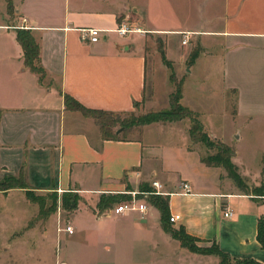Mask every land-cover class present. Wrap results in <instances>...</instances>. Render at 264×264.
<instances>
[{
	"label": "crops",
	"instance_id": "crops-1",
	"mask_svg": "<svg viewBox=\"0 0 264 264\" xmlns=\"http://www.w3.org/2000/svg\"><path fill=\"white\" fill-rule=\"evenodd\" d=\"M11 2L14 22L7 21L6 2L0 18V178L21 172L27 186L38 193L56 190L59 197L63 191L74 190L80 195L78 206L69 211L70 224H66L71 225L72 232L64 229L60 211L65 209L58 199L56 209L43 220L34 219L39 206L31 205L33 214L13 235L21 236L29 245V240L34 239L37 245V239L43 240L50 233L55 241L60 238L59 246L64 251L55 253L54 264H119L104 249L111 248L110 242L115 241L116 225L130 224L136 239L140 233L150 238L155 228L169 240H176L181 252H187L190 258L204 256L209 264H218V255L190 251L166 232L159 209L148 200L143 214L131 211L116 215L110 211L111 206L98 205L101 194L140 190L142 183L149 180L151 185L156 179L168 196L170 215L179 214L173 224L183 225L198 240L216 242L232 261L251 258L264 263V247L257 239L258 219L264 216V191L249 192L221 179L222 167L205 163L189 146L190 126L185 129L184 117L144 124L136 137L102 138L94 119L67 107L63 97L68 93L85 106L105 110H137L145 98L148 79L147 36L160 35L167 41L168 35L189 32L201 47L199 56L208 54V59L212 56L211 60L219 62L224 89L237 91V111L243 108L248 120L253 114L264 113V0H205L203 7L191 12L189 23L171 27L152 22V0ZM121 24L131 30L119 34L116 29ZM91 27L101 29L96 42L82 39L83 30ZM19 28L29 29L39 45L40 65L45 71L42 79L24 63L16 38ZM189 65L188 75L195 62ZM155 124L181 125L186 142L168 146L143 140V132ZM235 156L234 149L231 159L237 165ZM262 157L264 147L257 152L255 170L242 171L238 165L241 177L255 185L264 184ZM182 159H188L197 172H211L213 186L189 183L190 190L183 193L180 183L187 180L178 179L186 163L179 162ZM13 194L28 199L21 187L0 190L4 197ZM226 208L232 210L231 217L224 215ZM8 210H14L12 204H0L1 212ZM80 214L85 218L82 222L78 221ZM79 232L77 252L65 249ZM39 256L34 264H53L51 257L41 260Z\"/></svg>",
	"mask_w": 264,
	"mask_h": 264
},
{
	"label": "rangeland",
	"instance_id": "rangeland-1",
	"mask_svg": "<svg viewBox=\"0 0 264 264\" xmlns=\"http://www.w3.org/2000/svg\"><path fill=\"white\" fill-rule=\"evenodd\" d=\"M5 2L0 0V18L1 12L5 11ZM204 3L205 0H152L149 7V15L152 22L158 26L185 25L191 19V12L193 13L194 9L203 7ZM7 14H9L7 15V21L10 22L12 20L14 22V11L7 9ZM186 33L168 35L166 37L168 42L160 35L147 36L145 53L148 62V79L145 98L138 105L135 112L140 113L168 107V94L174 89V84L169 79L170 68L161 59V50H163L176 79L186 78L182 103L194 110L196 118L202 123L204 131L208 133L210 138L228 144L235 149L237 165L233 163L236 167L239 165L238 168L242 171L243 168L247 169V171L255 170L257 167V152H260L264 147V113L253 114L248 120V116L243 114V108L237 111V91L224 89L220 77L221 66L219 62L211 60L213 59L212 56L208 59V54L199 56L201 53L199 48L201 47L198 46V41L191 38L190 35L189 38H186V43L183 44L182 40L185 38L184 35ZM195 51L198 52L199 57L196 61L194 60L193 72L188 75L191 67L188 58ZM215 51L218 52L219 50L215 47ZM250 88H252V85ZM240 89V100L243 104V82L240 84ZM247 95H250V92L247 91ZM184 118L183 121L185 122L183 123L187 130L191 125V121L188 117ZM164 123L167 122L165 121ZM180 127L181 125L178 124H168L166 126L160 124L151 125L143 132L142 138L147 142L152 141L168 146L185 143L187 139L182 134ZM140 131V129L135 128L125 135L127 137H136L140 135ZM186 132L188 133V131ZM189 146L196 149L202 158L216 151L215 147L210 148L203 142L192 139ZM262 158L261 162L264 163V157ZM182 161H185L187 165L185 163L181 175H178V179H185L191 185L200 187L213 186L215 178L211 172H207L206 169L204 172H197L198 170L191 162V165L188 164V159H182L179 162ZM219 166L222 167L220 168L219 177L231 181L238 187L235 180L228 175L224 166ZM241 178L242 183L238 187L239 189L244 188L249 192L264 191V187L259 186L260 184L264 185L263 182L255 185L253 181H249L243 176ZM144 183L150 187L149 180ZM124 198H126L125 192L122 194L121 200ZM145 199L147 201V197ZM113 203L114 201L111 202L110 206ZM0 204H12L14 208V210H8V212L0 211V264H34L38 260L36 257L38 253L41 260H48L51 257L49 261L54 264L52 257H55V253L59 255L64 251V248L61 249L59 246L60 238L55 241V237L50 233L43 240L37 239V245H35L34 239L29 240V243H31L29 245L28 243H23L21 236L13 235L14 231L22 230L19 224L27 216L33 214L31 205L36 208L37 203L13 194L11 197L0 195ZM2 215L5 216L3 217ZM36 218L43 220L38 216L34 217V219ZM60 218L64 226L70 224L69 211H60ZM84 220V216L80 214L78 221L82 222ZM170 225L175 229L179 226L173 224L172 221ZM113 235L116 238L114 242H110L109 246L111 248L104 250L107 251L105 253L113 256L115 260L118 259L119 264H209L204 256L195 259V257L190 258L187 252L183 251L184 253H182L176 240H169L166 235L162 234L161 230L155 228L151 232L150 238H143V233H140L139 239H136L134 228L130 224H119L114 227ZM80 238V232L73 235L69 239L70 243L66 244L65 249H70V251L75 249L77 252ZM194 241L200 247H212L213 245V241L208 242L198 239ZM32 248H35L36 251H31Z\"/></svg>",
	"mask_w": 264,
	"mask_h": 264
},
{
	"label": "trees",
	"instance_id": "trees-1",
	"mask_svg": "<svg viewBox=\"0 0 264 264\" xmlns=\"http://www.w3.org/2000/svg\"><path fill=\"white\" fill-rule=\"evenodd\" d=\"M6 2L7 9L12 11L11 0H6ZM16 38L22 47L25 65L35 72L39 76V79H42L45 71L40 65V49L30 30L25 28L16 29ZM197 55V51L190 54L188 58L189 64L194 61ZM161 59L167 67L170 68L169 79L174 84V89L168 94L167 108L148 110L140 113L135 111H111L85 106L68 93L63 94L65 105L71 109L80 110L83 114L92 117L99 125L102 138L127 139L129 137L125 135L127 132L135 128L141 130L144 124L154 121H173L188 117L191 121V125L188 129L190 138L194 141H201L210 148H216L215 152L207 154L202 160L207 164L224 166L228 175L240 186L242 183L241 175L237 171L236 165L231 160L234 149L228 144L210 138L208 133L204 131L202 123L196 118L195 113L189 107L181 103L180 99L182 97L183 79H176L169 60L166 59L163 50H161ZM142 184L143 186L140 185L139 189L148 192L146 195L147 200L160 211V223L162 228L172 237L178 239L182 246L195 252L214 253L219 257L218 264H264L251 258L236 259L232 261L230 255L223 251L214 241L212 247L198 246L194 241L197 240L198 237L188 233L183 225H179L177 229L170 225L168 196L153 192L154 187L151 185L149 187L146 183ZM11 187L24 188L26 197L38 204L39 210L36 216L41 217L42 219L46 218L56 209L58 199L61 207L67 211L75 209L80 200V195L74 190L63 191L59 197L56 190L38 193L27 186L25 178L21 172L18 175L6 174L0 179V190H7ZM119 196L122 197V193L101 194L98 205L100 208L110 206L112 201L117 202L121 200V197ZM257 239L261 243V246L264 247V216H260L258 219Z\"/></svg>",
	"mask_w": 264,
	"mask_h": 264
},
{
	"label": "built area",
	"instance_id": "built-area-1",
	"mask_svg": "<svg viewBox=\"0 0 264 264\" xmlns=\"http://www.w3.org/2000/svg\"><path fill=\"white\" fill-rule=\"evenodd\" d=\"M131 29H129L128 26H126L125 24H121L119 25V27L116 29V31L121 34L124 35L127 32H129ZM100 33H101V29L99 28H95V27H91V28H86L83 30V34H82V39L83 40H87L90 42H96L99 37H100ZM189 32H187L184 35V39L182 40V43H186V38L188 37ZM152 186L154 187L153 192L155 193H160L163 194L165 193V191H163L162 189H160L161 184L159 183L158 180L153 179L151 181ZM180 186L182 187V192H188L190 190V184L187 181H182L180 183ZM127 194V197L114 202L110 208V211L113 214H124V213H128L131 211H136L138 213L143 214L144 212H146L147 210V201H146V195H147V191H141V190H127L125 192ZM232 210L230 208H226L224 210V215L231 217L232 216ZM179 218V214L175 213V214H171L170 215V220L171 221H175ZM66 231L68 232H72L73 228L71 227V225H66L64 228Z\"/></svg>",
	"mask_w": 264,
	"mask_h": 264
},
{
	"label": "water",
	"instance_id": "water-1",
	"mask_svg": "<svg viewBox=\"0 0 264 264\" xmlns=\"http://www.w3.org/2000/svg\"><path fill=\"white\" fill-rule=\"evenodd\" d=\"M119 130V129H118Z\"/></svg>",
	"mask_w": 264,
	"mask_h": 264
}]
</instances>
